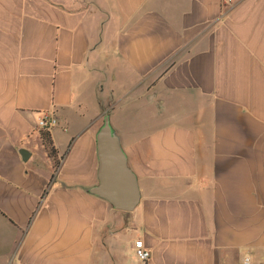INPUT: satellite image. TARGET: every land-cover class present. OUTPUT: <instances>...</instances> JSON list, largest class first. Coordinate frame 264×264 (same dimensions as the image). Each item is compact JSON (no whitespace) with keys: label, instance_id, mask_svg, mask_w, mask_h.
I'll use <instances>...</instances> for the list:
<instances>
[{"label":"crops","instance_id":"1","mask_svg":"<svg viewBox=\"0 0 264 264\" xmlns=\"http://www.w3.org/2000/svg\"><path fill=\"white\" fill-rule=\"evenodd\" d=\"M105 113L132 212L89 192ZM244 255L264 261V0H0V264Z\"/></svg>","mask_w":264,"mask_h":264},{"label":"water","instance_id":"2","mask_svg":"<svg viewBox=\"0 0 264 264\" xmlns=\"http://www.w3.org/2000/svg\"><path fill=\"white\" fill-rule=\"evenodd\" d=\"M95 145L98 182L89 192L116 210L134 211L140 201L137 178L128 166L120 139L112 130L107 113L95 135Z\"/></svg>","mask_w":264,"mask_h":264},{"label":"built area","instance_id":"3","mask_svg":"<svg viewBox=\"0 0 264 264\" xmlns=\"http://www.w3.org/2000/svg\"><path fill=\"white\" fill-rule=\"evenodd\" d=\"M231 1L225 0L226 3ZM35 124L42 131H49L58 125V118L53 111H43L37 115ZM133 253L135 259L140 263H144L150 258V252L144 246L142 240L134 242ZM238 264H264V261H255L249 255H244Z\"/></svg>","mask_w":264,"mask_h":264},{"label":"trees","instance_id":"4","mask_svg":"<svg viewBox=\"0 0 264 264\" xmlns=\"http://www.w3.org/2000/svg\"><path fill=\"white\" fill-rule=\"evenodd\" d=\"M40 137H41V141L42 144L44 146V149L46 150L47 156L52 159L55 160L56 159V150L52 144L50 135L48 131H40Z\"/></svg>","mask_w":264,"mask_h":264},{"label":"rangeland","instance_id":"5","mask_svg":"<svg viewBox=\"0 0 264 264\" xmlns=\"http://www.w3.org/2000/svg\"><path fill=\"white\" fill-rule=\"evenodd\" d=\"M109 83H111L110 81H109ZM118 108V107H117Z\"/></svg>","mask_w":264,"mask_h":264}]
</instances>
